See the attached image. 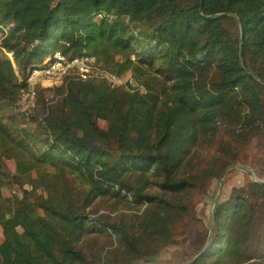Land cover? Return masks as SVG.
Returning a JSON list of instances; mask_svg holds the SVG:
<instances>
[{
    "label": "trees",
    "instance_id": "trees-1",
    "mask_svg": "<svg viewBox=\"0 0 264 264\" xmlns=\"http://www.w3.org/2000/svg\"><path fill=\"white\" fill-rule=\"evenodd\" d=\"M56 51L146 92L70 77L22 111L15 70ZM263 131L264 0H0V264L161 262L196 188ZM167 183L175 206L142 231ZM191 264H264V184L219 199Z\"/></svg>",
    "mask_w": 264,
    "mask_h": 264
},
{
    "label": "rangeland",
    "instance_id": "rangeland-1",
    "mask_svg": "<svg viewBox=\"0 0 264 264\" xmlns=\"http://www.w3.org/2000/svg\"><path fill=\"white\" fill-rule=\"evenodd\" d=\"M47 60V59H46ZM44 60V61H46ZM15 74L17 79L20 77V72L15 70ZM74 73L72 71L68 72L66 74L61 82L56 83L54 86H64L65 83L70 79V77H73ZM53 86V87H54ZM100 126L104 127V121H99ZM214 142L219 143L217 138H214ZM203 152V154L195 157V160L201 159L203 157H209L211 156L213 151V147L203 150L199 149ZM238 163L235 165L242 166L246 168L239 169V168H231L225 173L224 177L222 178V183L219 189L218 182L221 178V175L226 170H223L220 175H216L212 179H207L204 183V187H197L196 191L194 192V195L192 197L191 201V213L188 216H184L183 220L177 222L173 229V235H174V243L167 246L164 250V253H161L157 259L161 260L160 263L165 264L166 262H173V263H180L182 260L183 262L186 259H191L195 253H198L199 250L202 247L203 244V235L205 234V229L210 221V214L212 210V204L214 197L220 191V201L224 200L228 195L232 194L233 192L247 188L250 186V183L252 182V178L256 179H264L261 178L262 175H264V131L263 133H258L254 135L249 143L244 146L237 157ZM7 165L12 168L14 171V165L11 161L6 162ZM190 165H193L192 163ZM254 183V182H253ZM173 184H165L164 187H160L159 189H151L153 193H155V200L151 204V206L147 207L149 208L150 215L147 216L146 222L143 226L142 231L150 230L153 228L156 223L160 222L166 214L169 212V210L175 206V198L173 194ZM166 197V201H162V197ZM160 204L162 208V212L164 213V216H162V212H158V205ZM99 212H107L110 211L111 206L104 205L103 203H100L98 206ZM144 208V207H143ZM140 209L138 213H140L142 210ZM133 212H136V210L132 209H124L119 208L115 211H110L111 215H119L122 213L131 214ZM156 215H159L157 220H154V217ZM194 215L196 219L194 218ZM145 216H143L144 218ZM142 218V219H143ZM16 223V220L14 217H10L6 219L3 223L2 227H8L11 225H14ZM155 223V224H154ZM154 224V225H153ZM153 225V226H151ZM151 226V227H150ZM2 227L0 228V239H1V232ZM130 238L138 236L140 233H132L128 232ZM207 241V238H206ZM206 244V242H205ZM184 262L183 264H185Z\"/></svg>",
    "mask_w": 264,
    "mask_h": 264
},
{
    "label": "built area",
    "instance_id": "built-area-1",
    "mask_svg": "<svg viewBox=\"0 0 264 264\" xmlns=\"http://www.w3.org/2000/svg\"><path fill=\"white\" fill-rule=\"evenodd\" d=\"M72 71L73 78L80 81L104 80L115 86H123L128 92H146V88L136 78L122 79L107 68L101 67L96 62L94 55L83 53L82 55L68 58L56 51L52 59L40 61L33 68L27 70L24 76L18 78L23 85L20 88L18 105L22 111L30 109L34 104V88L53 87L61 82L63 77Z\"/></svg>",
    "mask_w": 264,
    "mask_h": 264
},
{
    "label": "water",
    "instance_id": "water-1",
    "mask_svg": "<svg viewBox=\"0 0 264 264\" xmlns=\"http://www.w3.org/2000/svg\"><path fill=\"white\" fill-rule=\"evenodd\" d=\"M242 47V35H241V39H240V48ZM241 50H240V57H241ZM258 79V78H257ZM259 80V79H258ZM260 81V80H259ZM262 82V81H260ZM239 168V169H244V170H247L246 168L242 167V166H239V165H231L229 167L226 168V170L223 172V174L221 175V178L219 179V182H218V186H219V189H220V186H221V183H222V178L224 177L225 173H227V171L231 168ZM252 182L256 183V184H264V179H256V178H252ZM219 197H220V191H218V193L216 194V196L214 197V200H213V204H212V210H211V214H210V223H209V231H208V235H207V241H206V245L205 247L203 248V250L201 252H199L196 256H194L193 259L189 260L188 262H186L185 264H191L199 255H201L202 253H204L207 249H208V246H209V243H210V239H211V235H212V229H213V220H214V215H215V210H216V206L218 204V201H219ZM165 213V212H164ZM164 213L162 216H164ZM155 226V225H154ZM153 226V227H154ZM151 227V226H150ZM155 264H163V263H160V262H156Z\"/></svg>",
    "mask_w": 264,
    "mask_h": 264
},
{
    "label": "bare ground",
    "instance_id": "bare-ground-1",
    "mask_svg": "<svg viewBox=\"0 0 264 264\" xmlns=\"http://www.w3.org/2000/svg\"><path fill=\"white\" fill-rule=\"evenodd\" d=\"M163 200L166 201V197H165V196L162 197V201H163ZM157 210H158L159 213L162 212V208H161L160 204L158 205V209H157ZM163 213H164V212H162V214H163ZM158 217H159V215H156V216L154 217V220H157ZM154 224H155V223H154ZM154 224H153V225H154ZM153 225H151V226H153Z\"/></svg>",
    "mask_w": 264,
    "mask_h": 264
},
{
    "label": "crops",
    "instance_id": "crops-1",
    "mask_svg": "<svg viewBox=\"0 0 264 264\" xmlns=\"http://www.w3.org/2000/svg\"><path fill=\"white\" fill-rule=\"evenodd\" d=\"M156 262H151V263H143V264H155ZM174 264H183V263H174Z\"/></svg>",
    "mask_w": 264,
    "mask_h": 264
}]
</instances>
